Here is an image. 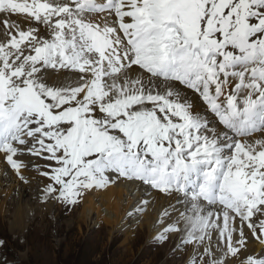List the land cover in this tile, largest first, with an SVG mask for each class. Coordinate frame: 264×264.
I'll return each instance as SVG.
<instances>
[{"label":"snow or ice","instance_id":"1","mask_svg":"<svg viewBox=\"0 0 264 264\" xmlns=\"http://www.w3.org/2000/svg\"><path fill=\"white\" fill-rule=\"evenodd\" d=\"M0 159L44 203L155 192L183 264H264V0H0Z\"/></svg>","mask_w":264,"mask_h":264},{"label":"rangeland","instance_id":"2","mask_svg":"<svg viewBox=\"0 0 264 264\" xmlns=\"http://www.w3.org/2000/svg\"><path fill=\"white\" fill-rule=\"evenodd\" d=\"M6 206L8 214L0 219V239L6 241V247L0 248V261L6 257L9 264H165L175 261L171 254L176 241L174 247L166 251L162 243H151L145 233L137 234L135 230L126 237L127 246H124L125 237H117L110 228L99 229L102 223L78 222L81 200L76 205L57 202L54 212L45 215L44 221L38 217L30 220L28 216L25 220L29 225L19 234L9 231L8 222L15 212V204L8 200Z\"/></svg>","mask_w":264,"mask_h":264},{"label":"bare ground","instance_id":"3","mask_svg":"<svg viewBox=\"0 0 264 264\" xmlns=\"http://www.w3.org/2000/svg\"><path fill=\"white\" fill-rule=\"evenodd\" d=\"M23 159L26 162L33 160L36 163H44L42 160L30 156H25ZM22 172L28 180L27 183L20 181L16 174L0 159V219L8 214L6 202L11 200L16 208L8 223L10 226L9 231L15 234L22 233L25 227L29 225L28 221L25 220L28 216H31L30 220L33 217H38L44 221L45 215L53 213L57 205L55 200H49L47 203L41 201L42 188L49 183L47 178L40 176L31 166L23 169ZM136 187L137 185L134 183L120 180L107 190H92L85 193L80 199L82 211L78 217V222L84 225L93 220L98 224L102 223L99 225V229L110 228V232L115 231L118 234L117 237H125L123 242L126 243L124 246H127L129 234L135 230L137 234L145 233L149 241L154 243L153 237L158 231L154 228V224L167 202L154 192L155 204L149 205L142 215L135 218L127 217L126 213L143 194V188L141 187L140 191L137 192L135 191ZM174 241L177 245L178 237L171 235L161 246L166 251H170L174 247ZM250 247L259 250L261 246L250 238ZM188 251H191V247L188 248ZM171 256L175 261H166L167 264H176V262L183 264L184 259L179 258V256H183L180 252L173 251Z\"/></svg>","mask_w":264,"mask_h":264}]
</instances>
